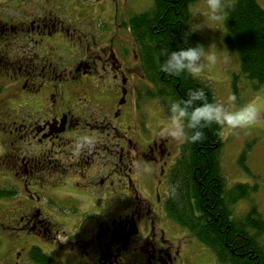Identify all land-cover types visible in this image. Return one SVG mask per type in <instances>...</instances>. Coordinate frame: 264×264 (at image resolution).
<instances>
[{
    "label": "flooded vegetation",
    "instance_id": "af4514ba",
    "mask_svg": "<svg viewBox=\"0 0 264 264\" xmlns=\"http://www.w3.org/2000/svg\"><path fill=\"white\" fill-rule=\"evenodd\" d=\"M16 1L21 15H0V83L13 94L0 96V264H182L185 234L165 211L181 147L173 153L138 100L131 14L117 8L92 30L67 17L74 0ZM15 39L28 55L10 57ZM80 134L97 143L74 156Z\"/></svg>",
    "mask_w": 264,
    "mask_h": 264
},
{
    "label": "trees",
    "instance_id": "16d2710c",
    "mask_svg": "<svg viewBox=\"0 0 264 264\" xmlns=\"http://www.w3.org/2000/svg\"><path fill=\"white\" fill-rule=\"evenodd\" d=\"M196 0H152L149 8L132 13L127 26L137 44L142 79L138 100H156L167 112L169 104L191 88H203L214 100L208 83L189 76H169L159 70L162 48L205 45L206 41L190 24V4ZM224 13V43L237 58L239 72L231 76V88L239 94L240 77L251 83L252 90L264 89V8L257 0H227ZM141 106V105H139ZM141 106V107H142ZM221 127L205 129L202 143L184 144L169 170V194L165 202L167 216L186 229L214 255L218 264H264V218L255 206L242 216L233 215V206L248 198L247 184L227 188L221 166ZM247 144V143H246ZM245 148L238 162L246 170ZM8 191L0 187V197ZM45 264L50 258L37 256Z\"/></svg>",
    "mask_w": 264,
    "mask_h": 264
},
{
    "label": "rangeland",
    "instance_id": "374dc122",
    "mask_svg": "<svg viewBox=\"0 0 264 264\" xmlns=\"http://www.w3.org/2000/svg\"><path fill=\"white\" fill-rule=\"evenodd\" d=\"M2 2L3 5L1 6ZM74 2L73 10L67 17L69 19H74L78 16L79 18L84 16L85 19L88 17L84 24L89 25L92 30L101 28L103 23L110 24L117 8L120 11V17H123L125 14L142 12L152 4V0H74ZM257 2L264 8V0H257ZM34 8L33 5H29L30 12H33ZM189 9L190 24L193 30L205 39L204 47L207 51L215 53L217 56L215 64L209 63L205 57V67L199 76L200 79L208 83L214 100H222L226 105L234 103L237 106L254 101L262 110V115H264L263 88H259L256 91L252 90L251 83L241 76L238 96H235L232 92L231 76L233 73L239 72V65L237 58L228 52L224 43V17L220 20L213 19L209 15L207 0L192 2ZM23 11L24 5L21 2L0 0V15L2 17L7 15L14 20V17L17 18ZM78 13L80 15H77ZM76 23L82 24L80 19ZM23 43L19 39L10 41L9 49H7L11 58L20 54H29V46L31 45ZM134 79L135 86L138 87V78L135 77ZM43 87L48 88L46 84ZM8 88L9 86L0 83V96L5 95L7 99H11L13 94L7 92ZM233 96L236 98L235 101L229 100V97ZM145 107H147L151 115L149 124L152 125L153 129L157 128L158 121L163 124L167 120L168 112L155 99L145 101ZM24 112L30 116L32 108L27 107ZM5 132L7 133V131ZM5 132L0 126V149L4 148L3 134ZM220 136L223 141L220 153L221 166L227 188L237 183L257 188L249 191L248 198H242L235 203L233 215L242 216L253 205L264 218V120L250 128L235 131H229L221 127ZM247 145L245 165L249 168V171H246L238 162L240 153L247 148ZM180 146L175 145L176 151L174 150L173 153H177ZM169 222L174 230L185 234V240L182 241L180 247L182 264H218L212 252L203 243L199 242L186 229L180 227L172 220L169 219ZM141 260H138V264H141Z\"/></svg>",
    "mask_w": 264,
    "mask_h": 264
},
{
    "label": "clouds",
    "instance_id": "9594fccd",
    "mask_svg": "<svg viewBox=\"0 0 264 264\" xmlns=\"http://www.w3.org/2000/svg\"><path fill=\"white\" fill-rule=\"evenodd\" d=\"M209 15L220 20L228 8L227 0H207ZM163 57L159 70L169 76H189L198 79L205 64L217 62L215 53L208 52L202 44L170 50L165 47L160 51ZM235 97L229 100L235 101ZM167 120L158 129L157 135L175 145L202 143L206 139L205 129L213 125L229 131L247 129L264 120L262 110L254 101L237 106L226 105L222 100H210L203 88H191L186 94L174 99L167 109ZM97 143L96 137L80 134L75 137L72 153L79 156L83 151L91 149ZM143 173H150L152 166L140 163L137 165Z\"/></svg>",
    "mask_w": 264,
    "mask_h": 264
}]
</instances>
